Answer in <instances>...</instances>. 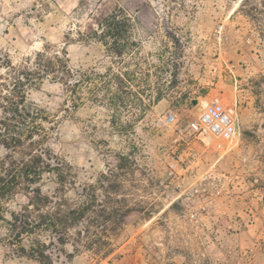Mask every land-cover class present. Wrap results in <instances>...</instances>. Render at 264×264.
Here are the masks:
<instances>
[{
    "label": "rangeland",
    "instance_id": "obj_1",
    "mask_svg": "<svg viewBox=\"0 0 264 264\" xmlns=\"http://www.w3.org/2000/svg\"><path fill=\"white\" fill-rule=\"evenodd\" d=\"M99 1L0 0V65L65 51L70 67L104 74L109 58L77 37ZM114 1L139 20L136 95L109 109L83 87L74 106L49 79L27 94L47 116V143L72 165L74 180L96 184L124 217L96 228L112 237L105 257L83 242L73 247L72 233L65 264H264V0ZM170 54L175 74L155 80ZM214 98L236 105L237 135L219 151L213 141L193 140V156L177 127L196 116L197 102ZM40 184L56 185L47 174ZM65 195L76 198L71 189ZM24 203L18 193L7 205ZM4 233L2 227L0 264H37L17 255Z\"/></svg>",
    "mask_w": 264,
    "mask_h": 264
},
{
    "label": "trees",
    "instance_id": "obj_2",
    "mask_svg": "<svg viewBox=\"0 0 264 264\" xmlns=\"http://www.w3.org/2000/svg\"><path fill=\"white\" fill-rule=\"evenodd\" d=\"M138 25L139 20L114 0H100L88 13L77 37L84 44L99 45L109 58L104 74L91 73L98 76L70 67L65 51H37L23 63L12 64L7 59L0 65V146L5 150L0 158V229L5 228L7 243L17 255L37 264H65L71 253L65 252L64 245L72 233L73 247L83 242V247L99 257L112 251V237L105 234L103 238L96 228L123 222L124 217H117L120 208L107 205L96 184L74 180L72 165L47 143L51 128L43 125L47 116L27 94L49 79L64 86L74 106L84 98L83 87L92 91L91 100L109 109L127 102L140 84L135 75L142 68L137 56ZM171 39L176 42L173 35ZM170 55L155 80L162 74H175L168 68L177 69L178 62ZM145 84L150 85L148 80ZM158 98L155 95L154 99ZM44 174L54 178L52 190L42 189ZM67 189L73 190L75 199L65 195ZM18 193L23 194L25 203L9 209L7 202Z\"/></svg>",
    "mask_w": 264,
    "mask_h": 264
},
{
    "label": "built area",
    "instance_id": "obj_3",
    "mask_svg": "<svg viewBox=\"0 0 264 264\" xmlns=\"http://www.w3.org/2000/svg\"><path fill=\"white\" fill-rule=\"evenodd\" d=\"M197 105L196 116L187 120L184 126L177 127V139L185 145V149L192 150L190 154L193 156L196 155L190 145L193 140L204 145L213 141V147L218 151L228 149L237 135L236 105L224 104L217 98L197 102ZM165 120L172 122L174 115L168 112Z\"/></svg>",
    "mask_w": 264,
    "mask_h": 264
},
{
    "label": "water",
    "instance_id": "obj_4",
    "mask_svg": "<svg viewBox=\"0 0 264 264\" xmlns=\"http://www.w3.org/2000/svg\"><path fill=\"white\" fill-rule=\"evenodd\" d=\"M195 102H196V100L193 101V103H195Z\"/></svg>",
    "mask_w": 264,
    "mask_h": 264
}]
</instances>
